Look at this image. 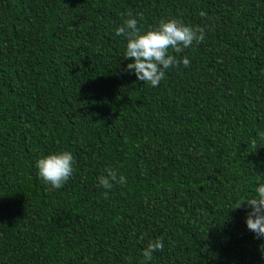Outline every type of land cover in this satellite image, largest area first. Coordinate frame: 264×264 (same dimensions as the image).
<instances>
[{
	"label": "trees",
	"instance_id": "obj_1",
	"mask_svg": "<svg viewBox=\"0 0 264 264\" xmlns=\"http://www.w3.org/2000/svg\"><path fill=\"white\" fill-rule=\"evenodd\" d=\"M128 13L205 38L153 87L124 71ZM261 132L264 0H0V264H262L235 208L264 183ZM59 151L50 190L35 161Z\"/></svg>",
	"mask_w": 264,
	"mask_h": 264
},
{
	"label": "clouds",
	"instance_id": "obj_2",
	"mask_svg": "<svg viewBox=\"0 0 264 264\" xmlns=\"http://www.w3.org/2000/svg\"><path fill=\"white\" fill-rule=\"evenodd\" d=\"M201 17L206 13L201 11ZM122 26L115 29L117 36H124L126 48L124 59H131L124 68L125 72H134L138 80L156 87L165 76V70L178 63L184 67L190 65L187 57L177 60L170 50L181 53L195 42L199 44L205 38V29L197 26L193 28L178 19H161L154 28L142 30L136 18L128 13ZM264 138V132L258 134ZM253 147L257 148L255 141ZM74 157L69 151H59L38 158L35 161L38 177L49 189H60L73 174ZM106 175L98 177V183L104 189H111L114 184H126V177L119 174L116 169L105 168ZM105 199L108 193H104ZM246 206L249 211L245 217L247 229L254 233L258 239L264 238V183L254 188V195L240 201L235 208ZM233 208V209H235ZM164 247L162 239L149 240L142 249L145 261H150L153 253ZM261 257L264 258V245L260 246Z\"/></svg>",
	"mask_w": 264,
	"mask_h": 264
},
{
	"label": "water",
	"instance_id": "obj_3",
	"mask_svg": "<svg viewBox=\"0 0 264 264\" xmlns=\"http://www.w3.org/2000/svg\"><path fill=\"white\" fill-rule=\"evenodd\" d=\"M262 264H264V258H263V260H262Z\"/></svg>",
	"mask_w": 264,
	"mask_h": 264
}]
</instances>
